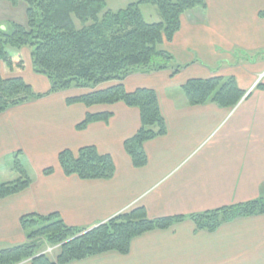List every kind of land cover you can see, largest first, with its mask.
Segmentation results:
<instances>
[{"label":"crops","instance_id":"1","mask_svg":"<svg viewBox=\"0 0 264 264\" xmlns=\"http://www.w3.org/2000/svg\"><path fill=\"white\" fill-rule=\"evenodd\" d=\"M205 2L186 11L179 31L162 45L174 66H182L178 72L138 70L124 79L129 92H157L167 124L165 135L144 143V167H135L124 147L141 127L139 108L69 104L87 89L51 93L49 79L26 66L21 76L41 97L0 113V178L16 172L19 153L32 182L0 199V249L27 241L21 218L29 214L58 213L70 226L92 228L133 208L144 207L150 218L188 217L264 197V88L257 87L264 84V0ZM22 5L0 0L2 29L25 22ZM13 74L0 59V75ZM216 75L234 76L243 99L233 108L191 105L187 81ZM88 112L112 116L78 129ZM90 145L112 156V178L64 173L59 154ZM49 167L54 171L45 174ZM66 264H264V214L224 222L213 232L188 218L135 237L126 254L109 251Z\"/></svg>","mask_w":264,"mask_h":264},{"label":"trees","instance_id":"2","mask_svg":"<svg viewBox=\"0 0 264 264\" xmlns=\"http://www.w3.org/2000/svg\"><path fill=\"white\" fill-rule=\"evenodd\" d=\"M9 1L14 5L20 1L25 3L27 22L11 23L7 30L0 27V59L7 70L22 72L25 62L21 50L30 47L34 71L49 79L51 93L72 88L94 89L69 98V104L81 102L91 107L124 102L139 108L141 127L125 141L124 147L134 166L144 167L148 162L144 143L165 135L167 124L157 92L151 88L129 92L124 79L138 70L153 72L172 68L174 73L178 72L182 66H174V56L162 45L179 31L183 14L196 7H206L205 0H140L117 12H106L102 19L99 15L109 0ZM142 4L157 6L162 20L148 22ZM77 19L83 24L91 23L78 28ZM114 80L116 85L95 89L101 83ZM257 87L264 88V84L259 83ZM184 91L191 105L214 102L226 108L235 107L246 94L234 76L220 75L190 79ZM40 97L22 76L0 75V113ZM111 116L109 112H88L78 129L92 122L107 121ZM59 163L66 175L75 174L82 179H110L116 171L112 156L100 153L93 145L77 152L62 151ZM14 169L21 177L9 182L0 178V199L23 191L32 182L19 153L15 155ZM53 171L49 167L44 173ZM257 214H264V197L188 217L150 218L144 207L133 208L92 228L70 226L58 213L29 214L21 218L27 241L0 249V264H20L27 260L31 264H66L109 251L126 254L135 237L171 228L188 218L199 230L213 232L224 222ZM42 238L60 246L56 261L39 252L38 241Z\"/></svg>","mask_w":264,"mask_h":264},{"label":"rangeland","instance_id":"3","mask_svg":"<svg viewBox=\"0 0 264 264\" xmlns=\"http://www.w3.org/2000/svg\"><path fill=\"white\" fill-rule=\"evenodd\" d=\"M138 1H140V0H109L106 9L100 13L99 17H100V19H102L104 17V15L106 14V12H109V11L117 12L121 9L126 8L129 4L136 3ZM20 3H22L23 5H22V7L19 8V11H20V9H22V12H19V13L20 14L23 13L26 20H24L25 22L12 21V23H18V24L24 25L27 22L26 5L23 1H20L17 4V6ZM141 9H142V12H143L145 19L148 22H158V21L162 20V17L160 15V12H159V9L157 6H155L153 4H142ZM89 23H91V21L87 22V24H83L78 19L76 20V24H77L78 28H83L84 26L89 25ZM10 26H11V22L8 24L9 28H10ZM8 49H9L8 50L9 52H12L13 55H15V52H13L10 48H8ZM31 52H32V49L30 47H24L21 50L22 59L25 62V68L30 63L33 72L36 73L34 71V68H33V60H32V56H31ZM25 68L22 70V72L25 70ZM22 72L15 71V73H17V74L8 75V76H4V77L21 76ZM36 74H38V73H36ZM114 81H116V80H114ZM116 84H117V81L116 82L109 81V82H105V83H101V84L97 85L95 89H104V88L111 87V86L116 85ZM82 89H87V92L94 90L91 87L90 88H82ZM26 167L29 169L27 164H26ZM20 177H21V175L19 173L17 174L15 172L12 175H5L4 177H2V181H5V182L14 181ZM38 245H39V252L40 253H46L50 259H52L53 261H56L58 255L60 254V250H61L59 245H52L43 238L39 239Z\"/></svg>","mask_w":264,"mask_h":264}]
</instances>
